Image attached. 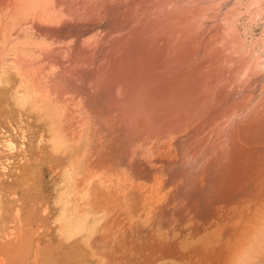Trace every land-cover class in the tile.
Here are the masks:
<instances>
[{
	"label": "rangeland",
	"instance_id": "374dc122",
	"mask_svg": "<svg viewBox=\"0 0 264 264\" xmlns=\"http://www.w3.org/2000/svg\"><path fill=\"white\" fill-rule=\"evenodd\" d=\"M109 1L93 19L16 30L7 41L28 58L41 44L95 49L76 75L41 73L42 93L13 69L1 72L0 264H264V190H226L209 162L223 145V120L264 104V0L165 1L164 10L187 15L202 43L220 48V62L257 65L248 80L219 78L224 100L158 144L124 130L109 117L106 94L87 87L104 48L134 26L127 14L147 0ZM203 53L197 45L194 60ZM262 132L252 140L256 152Z\"/></svg>",
	"mask_w": 264,
	"mask_h": 264
},
{
	"label": "bare ground",
	"instance_id": "6f19581e",
	"mask_svg": "<svg viewBox=\"0 0 264 264\" xmlns=\"http://www.w3.org/2000/svg\"><path fill=\"white\" fill-rule=\"evenodd\" d=\"M107 1L0 0V88L1 72L8 69L27 77L40 93L41 73L73 76L82 71L90 63L95 49L91 44L75 48L41 44L33 47L38 49L36 57L28 58L24 50L10 51L7 41L16 30L45 33L69 21L93 19ZM165 1L147 0L139 11L127 14L126 21L134 26L128 34L113 39L104 48L105 59L90 70L87 86L90 91L106 94L108 115L124 130H139L157 144L168 131L188 125L213 100H224L223 94L228 89L226 83L217 85L219 78L232 84L248 80L257 65L253 58L229 65L220 62V48H212L207 40L202 43L203 37L193 31L187 15L164 10ZM230 31L234 41L236 33L233 34L232 28ZM200 44L204 53L196 61L193 55ZM224 66H227V74L222 72ZM262 105L257 110L249 106L253 110L237 120L226 117L218 127V138L223 140V145L216 148L209 162L217 165L216 179L226 190L248 184L264 190V148L256 152L252 146L254 135L258 131L264 133ZM68 111L63 105L60 115L65 116ZM214 111L211 109L207 114L212 115Z\"/></svg>",
	"mask_w": 264,
	"mask_h": 264
}]
</instances>
